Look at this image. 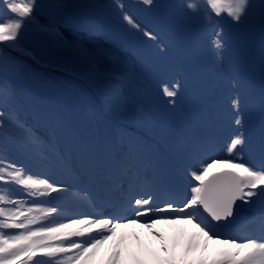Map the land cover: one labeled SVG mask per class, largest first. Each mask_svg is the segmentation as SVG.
I'll use <instances>...</instances> for the list:
<instances>
[{"label":"clouds","instance_id":"9594fccd","mask_svg":"<svg viewBox=\"0 0 264 264\" xmlns=\"http://www.w3.org/2000/svg\"><path fill=\"white\" fill-rule=\"evenodd\" d=\"M58 0L57 5H52L50 0H46V4L43 5L41 12L45 14L48 18H55L60 22L62 29L65 33H57L58 43L64 42L65 38V48H70L71 44L74 45L73 54L71 55V61L76 68L75 72L72 73L69 70L50 68L48 66H41L34 58L27 57V59L33 63L31 78L25 73V77L22 75V67L17 68L18 76L16 78L17 84L22 88L24 93L26 92V84H33L36 87V90L29 95L28 100L22 103L19 98V93L10 79L7 76V79H10L12 85L17 94V99L7 93H2V103L1 106L6 107L8 112L16 111L19 108L24 109V115H21L18 120L22 122L23 127L18 130L19 135L26 141L25 146L21 147L15 144L4 143L3 150L12 154L8 155V159L13 162L15 158H20L24 160V168L28 166L27 172L35 175V169H39V177L45 178L44 175H41L40 172H43L45 169H50L52 167L51 161L57 160L61 161L64 159L65 166L68 167L66 172L68 175L60 176L56 179H49V183H53L56 186H60L65 190L61 194L67 202V197H75L78 195L77 201H86L90 207L102 204L105 208H111L112 206L127 207L128 201L131 200L133 190L137 192L146 190L147 181L145 176H151L153 170L152 168L157 165H163L166 170L173 168V165H170L171 160L170 153L166 151L163 159L166 161L160 162V155L154 151L159 149V147L169 140V132H157L151 130L146 126L141 128L134 129L131 133L140 131L143 135L142 143L136 140H139L137 136H127L129 141L122 140V138H115V144H111L109 147H103L105 141H102L98 138V133L106 132L109 130H116V124L110 120V117L113 116L114 120L119 121L122 125H125L128 118H131L129 125L131 127L134 120L144 116L143 114H137L138 109L132 105H126L132 98L142 101L143 97L141 95H135L131 93L130 87H132L130 82L124 84L123 90H118L113 85L104 83L106 76L107 65L106 55H108L109 44L108 42L120 34L124 35L128 40L131 41V44L143 45L145 51L148 52L150 56L151 53L146 46H154L160 44L162 40L161 33L151 29V24L147 28H141L143 31L152 33L155 39L149 38L143 34V31L133 30L129 28L126 30L120 25V19L123 16L118 12L121 8L123 2H132L138 6H147L151 13L157 12L161 7L168 5L171 0H157L156 4L151 6L144 5L141 0H103L104 5L101 8L106 7V9L111 12L113 10V18H110L111 24L103 26L102 29L97 27H86L88 30L82 31L81 34L88 35L91 34L90 39H87L83 42H79L74 37L76 32L66 26V20L60 11L65 12L66 17L70 20H75L78 17H84L89 15L91 12L98 10L100 8L89 11L86 14L77 13L76 16H72L69 11V8H66ZM69 7L74 5L84 6L87 3H94L93 0H71ZM202 2V3H201ZM197 1L200 7V11L197 13L190 12L184 5L185 25L188 26V29L196 26L203 25L204 22L208 19L206 16L205 20L201 18V11L205 14L209 11L213 13L212 9L209 7L207 0ZM251 3V0H250ZM116 7L114 9V5ZM208 11H207V10ZM264 10V9H263ZM46 11V12H45ZM208 12V13H209ZM132 16H138L136 12L131 11ZM104 16L109 18L108 15H101L97 17L95 14V19L101 21L104 20ZM221 16L225 17V21L229 24L234 25L241 36L243 33L250 30V27H254L256 31H262L264 29V24L260 22L262 16V10H257L254 13L250 14L249 7L247 9L246 15L242 17L241 21H233L226 13H222ZM158 17V16H157ZM135 19V17H134ZM165 26L164 23H161V27ZM50 28L49 26H47ZM202 28L205 26H201ZM201 27H196V30H200ZM65 34V35H64ZM24 37L19 38V43L22 42ZM54 39V36H51V40ZM15 42H11L13 44ZM51 45V44H50ZM56 45V46H57ZM52 46V45H51ZM118 52H121L122 49L118 48ZM60 56L69 57V53L60 52ZM21 59L18 63L23 64L21 61L24 60L25 55H20ZM122 56L117 57L115 55L111 58L109 65L114 61L122 62ZM146 59V57H145ZM148 60L153 61L154 58L150 57ZM87 66L91 67V70L88 71ZM108 65V66H109ZM110 76L113 75V70L109 68ZM89 72V73H88ZM27 78V79H26ZM121 83V82H120ZM17 100L20 103H15ZM44 102L40 108H36L38 103ZM9 103H12V107L9 106ZM35 105V106H34ZM141 105V104H140ZM33 107V110L31 109ZM136 108V109H135ZM137 112V113H136ZM223 119L228 120V122L223 121H214L211 122V119H208L209 125L211 127H218L223 125L227 132L232 128V122L235 118L230 117L227 113L223 112ZM110 115V117H109ZM242 116L239 115L238 118ZM170 131L171 128L168 127ZM183 132L188 136L195 138L197 134V122L192 121L187 126L183 124ZM156 136L157 140L154 144H151L149 147L148 136L153 134ZM217 133L224 134L218 129ZM102 147V148H101ZM100 149V150H99ZM90 152H97L91 155ZM143 157H138L137 154L146 153ZM124 156V161L121 163H115L118 156ZM131 154V157H129ZM27 156H33L31 160H26ZM24 158V159H23ZM50 159V162L43 161V159ZM88 161L92 162V166L89 167ZM119 162V161H118ZM123 168V169H122ZM144 168V169H143ZM84 169L89 171L84 174ZM142 170L141 173H139ZM67 183L62 184L61 179ZM109 178L112 181H109ZM99 180L97 184L96 181ZM109 184V185H106ZM15 184H11L14 186ZM110 185H114L110 187ZM118 185H123V188L120 190L114 191L113 188ZM21 187V186H20ZM110 187V188H108ZM21 191L24 192L25 196L24 205H20L22 210H27L28 201L31 199L41 198L42 196H30L27 193L34 191L31 189H25L21 187ZM44 191V189H40ZM55 194L49 192L44 196ZM159 199L163 200V197L158 196L156 202L162 207L166 206L162 204ZM105 200H108L107 203ZM17 207V206H15ZM43 205L38 207L42 209ZM31 208H37L36 206ZM168 212V213H167ZM161 212L157 215L170 214L174 216L172 211ZM39 211H34L31 215L40 216ZM186 213H191L189 209L186 210ZM186 213H178L177 216L185 215ZM150 215V214H149ZM54 221H57L56 213H53L50 216ZM167 217V216H165ZM109 218V217H108ZM146 220L143 217L138 218L137 224H129V235H132L136 232H140L143 229L139 226ZM123 223L126 221L121 220ZM162 228L158 230H165L173 227L174 225L162 224ZM133 227V228H132ZM131 228V229H130ZM14 230V229H13ZM19 231V229H16ZM117 238L116 240H119ZM78 240H82L81 237H74ZM118 243V241H116ZM92 264H109L107 254H99Z\"/></svg>","mask_w":264,"mask_h":264},{"label":"snow or ice","instance_id":"6c2138e0","mask_svg":"<svg viewBox=\"0 0 264 264\" xmlns=\"http://www.w3.org/2000/svg\"><path fill=\"white\" fill-rule=\"evenodd\" d=\"M144 5L151 6L153 0H141ZM7 10L14 14L9 17L8 22L0 19V43L15 42L11 47L20 48L19 38L25 27L26 18L34 20L32 13L37 0H0ZM209 7L216 16L226 13L233 21L239 22L246 15L250 0H207ZM123 5L121 4V8ZM185 7L192 13L200 11L197 0H185ZM124 20L134 29L143 31L135 20L128 14ZM149 38L155 39L152 33L143 31ZM216 49H222L223 43L219 33L212 41ZM177 85L165 84L162 87L163 94L167 97L177 95ZM2 97V89H0ZM2 103V100H0ZM235 103V102H234ZM4 112L0 110V205H16L15 208L0 207V264H92V261L100 254L102 247L117 238L118 230L126 228L129 224H137L138 218L148 216V219L139 224L146 229H154L158 224L175 225L183 223L190 226L193 232L187 234L182 247L181 259L185 264H264V211L261 212L260 224L262 234L259 238L250 237L246 240L237 241L232 237H221L216 231L219 222L227 219L233 214V204L236 200H244L251 203L250 198L264 202V149L261 152L259 165L252 166L244 162H235L233 158L206 157L200 158L198 154L193 156L196 165L191 171L192 179L198 184L191 187L189 199L182 202V206H176L173 200L161 206L156 202L154 194L145 192L143 195L133 197L128 201L126 212L131 215H112L109 218L98 216L95 219L71 218L70 222L49 221L41 223L42 217L52 216L58 209L53 206L48 209L27 208L22 210L20 205L23 201L12 199V190L5 185H19L25 189H31L27 194L30 196H44L49 192H62L65 189L49 183L47 178L33 176L27 172L22 165L10 161L4 154V143L25 146L26 141L19 135L18 130L23 127L22 122L14 116H10L9 123L4 122ZM237 124L240 123L238 119ZM243 134L231 139L227 146L229 157L244 144ZM226 168L227 171L214 172L215 167ZM123 185L113 188L120 190ZM44 189V191H40ZM258 190V191H257ZM249 198L245 200V198ZM202 208L208 214L207 219L199 213ZM187 209L197 211L186 213ZM186 213L183 216L160 217L161 212ZM39 211L42 216L31 215ZM113 211H117L114 207ZM150 214V215H149ZM116 221L113 223V221ZM121 220L126 223L120 222ZM40 224L33 228V225ZM5 229H19L18 233H9ZM93 230H98L97 236H89L87 240H75L73 237H84ZM153 235L163 240L160 233ZM64 241H69L65 244ZM218 241L226 247L215 254L214 258H205L204 253L208 251V242ZM120 243L113 246L107 254L109 264H119L121 251ZM173 246L171 259L175 260V248ZM164 252H169L166 245ZM199 258H195L196 253ZM37 257L47 258L37 260Z\"/></svg>","mask_w":264,"mask_h":264},{"label":"rangeland","instance_id":"374dc122","mask_svg":"<svg viewBox=\"0 0 264 264\" xmlns=\"http://www.w3.org/2000/svg\"><path fill=\"white\" fill-rule=\"evenodd\" d=\"M71 0H60L59 2L64 5L66 8H69L70 13L72 16H76L77 13L79 14H86L91 10L100 8L104 5L103 0H93L94 3H87L84 6L74 5L69 7ZM19 2V0H17ZM46 4V0H37L35 9L32 13V16L35 18L31 20L26 18L25 27L21 31L20 37H24L22 42H20V48L11 47V42L0 43V89H2V93H7L17 99V94L15 89L12 85L14 83L18 93H19V100L24 103V101L28 100L30 94H32L36 87L29 83L26 84L25 89L26 92L20 88V86L16 82V78L18 76L17 68L22 67L21 69L22 75L25 77V73L28 78H31V75L34 76L35 73L32 74V66L35 65L32 61L30 62L27 57L34 58L36 62L41 64V66H48L50 68H57V69H65L69 70L72 73H76L74 65L71 61V55L73 54L74 45L71 44L70 48H65V38L64 42L60 41L57 46H51L48 42L49 38L57 33H65L61 27L59 21L55 18H48L45 14L41 12L43 5ZM0 6L5 5L0 3ZM14 14L10 13L7 8L5 10L0 11V19H3L5 22H8L9 17L13 16ZM49 26L50 28H48ZM49 30V31H48ZM65 35V34H64ZM60 52H67L69 53V57H64L63 55L60 56ZM20 55H25L24 60L21 61L23 64L18 63L21 59ZM7 76L10 79H7ZM27 79V78H26ZM15 103H20L18 100ZM44 102L38 103L36 108H40ZM9 106L12 107V103H9ZM35 106V105H34ZM23 108V107H22ZM19 108L16 111L8 112L6 107L0 105V110L4 112V122L7 124L9 123L10 116H14L19 118L21 115H24V109ZM33 110V107H31ZM4 149V148H3ZM4 151V150H3ZM5 156L8 158L9 152L4 151ZM5 188H10V185H5ZM12 198V197H11ZM0 207L6 208H14V205H0ZM2 219V218H0ZM4 231L12 233L13 229H5Z\"/></svg>","mask_w":264,"mask_h":264},{"label":"bare ground","instance_id":"6f19581e","mask_svg":"<svg viewBox=\"0 0 264 264\" xmlns=\"http://www.w3.org/2000/svg\"><path fill=\"white\" fill-rule=\"evenodd\" d=\"M257 3H260V2H257ZM260 6H262V5H260ZM260 22L262 23V24H264V10H262V16H261V20H260ZM259 65H261V66H263L264 67V60L263 61H259ZM261 74H263V77H264V68L263 69H261ZM262 149H264V144L256 151V155H257V157L258 158H261V152H262ZM119 161V162H118ZM122 161H124V156H123V154L122 155H120V156H118V158H117V160L115 161V163H121L122 164ZM216 172H222V171H216ZM235 211V209H233V212ZM174 216H177V212L174 214ZM177 226H180V224H176ZM255 227V224L254 223H252L251 225H247V224H243L242 226H241V229L244 231V232H248L249 234H250V231H252L253 230V228ZM133 228V227H132ZM131 229V228H130ZM192 229L190 228V227H187V228H185V229H183V230H180V237H181V243H180V245H182L183 244V242H184V240L187 238V234L189 233V232H192L191 231ZM257 232H259V231H256L251 237H256V238H258V236H257ZM261 234H262V232H260ZM179 245V248H177L176 249V255H181L182 256V247ZM212 250V248H211V246L208 244V251H211ZM204 255V254H203ZM201 256V254L198 252V253H196L195 254V257L193 258V259H195V258H199Z\"/></svg>","mask_w":264,"mask_h":264},{"label":"trees","instance_id":"16d2710c","mask_svg":"<svg viewBox=\"0 0 264 264\" xmlns=\"http://www.w3.org/2000/svg\"><path fill=\"white\" fill-rule=\"evenodd\" d=\"M48 31H49V30H48ZM53 36L56 37L57 34H54ZM58 41H59L58 38L56 39V41H52V40H51V37H50L49 40H48L49 44H51L53 47L57 45Z\"/></svg>","mask_w":264,"mask_h":264}]
</instances>
